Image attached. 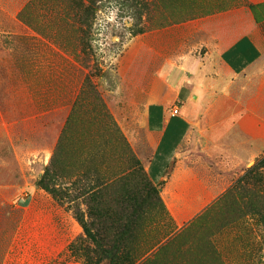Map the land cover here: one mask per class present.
Wrapping results in <instances>:
<instances>
[{
	"label": "rangeland",
	"instance_id": "1",
	"mask_svg": "<svg viewBox=\"0 0 264 264\" xmlns=\"http://www.w3.org/2000/svg\"><path fill=\"white\" fill-rule=\"evenodd\" d=\"M25 1L0 0V264H97L113 248V264H142L175 229L146 172V95L180 48L166 26L199 14L168 0ZM223 178L228 201L204 232L228 264H264V152Z\"/></svg>",
	"mask_w": 264,
	"mask_h": 264
},
{
	"label": "crops",
	"instance_id": "2",
	"mask_svg": "<svg viewBox=\"0 0 264 264\" xmlns=\"http://www.w3.org/2000/svg\"><path fill=\"white\" fill-rule=\"evenodd\" d=\"M179 1L165 6L199 15L166 26L180 48L163 58L170 67L153 78L142 119L151 140L146 172L175 227L149 264H228L204 231L217 227L213 210L228 201L223 174L244 172L264 152V45L255 36L264 0H213L215 9ZM194 232H204V244L187 245Z\"/></svg>",
	"mask_w": 264,
	"mask_h": 264
},
{
	"label": "trees",
	"instance_id": "3",
	"mask_svg": "<svg viewBox=\"0 0 264 264\" xmlns=\"http://www.w3.org/2000/svg\"><path fill=\"white\" fill-rule=\"evenodd\" d=\"M250 9L253 10V11H255L256 7L250 6ZM72 99H73L72 95H70V93H68L67 94L66 103H70L71 104ZM76 104H77V99H75V101L72 102V107H71V110H70V115L74 111V108H75ZM46 109L52 110L53 108H51V107L48 108L47 107ZM70 115H69V117H70ZM43 184H44V179L43 178H41V179H39L37 181V186H42ZM223 198L226 199L227 197L225 196ZM117 255H118V248H113V249H111L109 251H105L103 253L102 258L99 260V262L97 264H113L115 262V259H116ZM150 262H152V259L146 260V262L143 263V264H148Z\"/></svg>",
	"mask_w": 264,
	"mask_h": 264
},
{
	"label": "built area",
	"instance_id": "4",
	"mask_svg": "<svg viewBox=\"0 0 264 264\" xmlns=\"http://www.w3.org/2000/svg\"><path fill=\"white\" fill-rule=\"evenodd\" d=\"M173 113H174V114H177V110H174Z\"/></svg>",
	"mask_w": 264,
	"mask_h": 264
}]
</instances>
